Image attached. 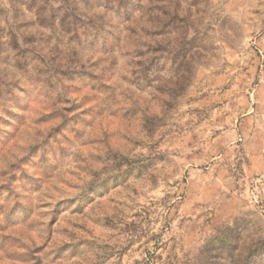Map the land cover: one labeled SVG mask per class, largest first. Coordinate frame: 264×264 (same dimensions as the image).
Returning <instances> with one entry per match:
<instances>
[{"label": "rangeland", "instance_id": "1", "mask_svg": "<svg viewBox=\"0 0 264 264\" xmlns=\"http://www.w3.org/2000/svg\"><path fill=\"white\" fill-rule=\"evenodd\" d=\"M0 264H264V0H0Z\"/></svg>", "mask_w": 264, "mask_h": 264}]
</instances>
